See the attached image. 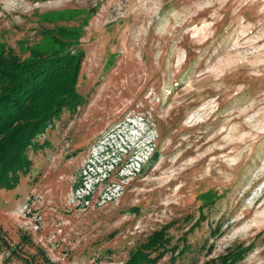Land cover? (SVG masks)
Listing matches in <instances>:
<instances>
[{"label":"rangeland","instance_id":"374dc122","mask_svg":"<svg viewBox=\"0 0 264 264\" xmlns=\"http://www.w3.org/2000/svg\"><path fill=\"white\" fill-rule=\"evenodd\" d=\"M59 49L84 102L0 190V264H125L164 225L138 264H264V0H0V54Z\"/></svg>","mask_w":264,"mask_h":264},{"label":"trees","instance_id":"16d2710c","mask_svg":"<svg viewBox=\"0 0 264 264\" xmlns=\"http://www.w3.org/2000/svg\"><path fill=\"white\" fill-rule=\"evenodd\" d=\"M82 57L80 50L73 49H59L28 62L0 54V190L14 189L20 175L28 173L32 165L29 150L46 145L38 137L53 125L62 111H73L84 102L78 91ZM202 218L200 214L189 229L200 225ZM166 227L147 237L143 247L125 264L144 260L151 263L152 254L145 253L169 242ZM181 237L183 244L176 254L188 248L184 235ZM238 257V253L227 251L221 260L232 264ZM171 264H176L175 257Z\"/></svg>","mask_w":264,"mask_h":264}]
</instances>
